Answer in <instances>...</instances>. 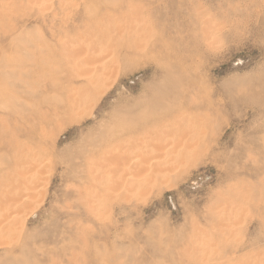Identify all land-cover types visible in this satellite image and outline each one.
Listing matches in <instances>:
<instances>
[{
  "label": "rangeland",
  "instance_id": "374dc122",
  "mask_svg": "<svg viewBox=\"0 0 264 264\" xmlns=\"http://www.w3.org/2000/svg\"><path fill=\"white\" fill-rule=\"evenodd\" d=\"M0 264H264V0H0Z\"/></svg>",
  "mask_w": 264,
  "mask_h": 264
}]
</instances>
